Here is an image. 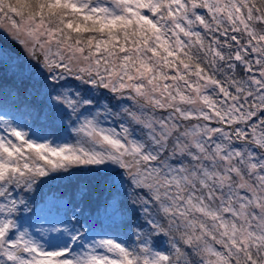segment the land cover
I'll return each mask as SVG.
<instances>
[{
  "label": "snow or ice",
  "instance_id": "1",
  "mask_svg": "<svg viewBox=\"0 0 264 264\" xmlns=\"http://www.w3.org/2000/svg\"><path fill=\"white\" fill-rule=\"evenodd\" d=\"M0 35V264H264V0H0Z\"/></svg>",
  "mask_w": 264,
  "mask_h": 264
},
{
  "label": "trees",
  "instance_id": "2",
  "mask_svg": "<svg viewBox=\"0 0 264 264\" xmlns=\"http://www.w3.org/2000/svg\"><path fill=\"white\" fill-rule=\"evenodd\" d=\"M0 43L5 44L6 45L5 46L6 48L15 50V46L6 37H4L2 35H0ZM113 123H115V122H113ZM43 191L46 193L48 191V187L45 186L44 189H43ZM35 199L37 201H39V199H40V194L39 193L37 194V196L35 197ZM24 214H26V213H24Z\"/></svg>",
  "mask_w": 264,
  "mask_h": 264
},
{
  "label": "rangeland",
  "instance_id": "3",
  "mask_svg": "<svg viewBox=\"0 0 264 264\" xmlns=\"http://www.w3.org/2000/svg\"><path fill=\"white\" fill-rule=\"evenodd\" d=\"M0 44H2V43H0ZM4 47L6 46L5 44H2ZM115 125V123H113V122H111L108 126H114ZM29 219H30V217H29V214H24V215H22V221L23 222H25V223H27L28 221H29ZM32 219V222H35V219L34 218H31Z\"/></svg>",
  "mask_w": 264,
  "mask_h": 264
}]
</instances>
